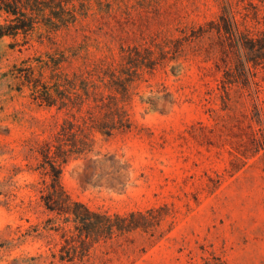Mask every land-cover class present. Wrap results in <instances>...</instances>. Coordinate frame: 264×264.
<instances>
[{
	"label": "rangeland",
	"instance_id": "1",
	"mask_svg": "<svg viewBox=\"0 0 264 264\" xmlns=\"http://www.w3.org/2000/svg\"><path fill=\"white\" fill-rule=\"evenodd\" d=\"M225 2L240 0H74L84 15L69 30L39 25L26 38L0 39V264H264V150L253 156L249 141L264 146V69L258 91L223 89L216 38L186 41ZM237 19L253 36L263 29ZM131 49L145 65L125 64ZM109 68L126 80L124 99ZM63 76L84 103L72 91L67 107H49ZM101 96L117 97L128 130L83 128L102 118L93 108ZM65 121L79 124L76 136L62 132ZM49 144L72 202L144 214L145 229L67 250L61 235L72 224L40 199Z\"/></svg>",
	"mask_w": 264,
	"mask_h": 264
},
{
	"label": "trees",
	"instance_id": "2",
	"mask_svg": "<svg viewBox=\"0 0 264 264\" xmlns=\"http://www.w3.org/2000/svg\"><path fill=\"white\" fill-rule=\"evenodd\" d=\"M235 6L231 2H225L217 20L200 26L196 31H193L192 35L187 36L186 41L190 37L196 40L204 37H215L219 46L218 60L220 61V65L217 63L216 67L218 70L222 68L223 89L228 85L241 84L243 86L252 85L258 91L260 85L256 81L255 75L259 68L264 69V0H258V4H254L253 0H247V2L240 0ZM83 7L84 5L80 3L77 8L74 0H0V12L5 15L4 23H0V39L4 37L16 38L19 35L26 38L39 25H43L49 34L69 30L84 15ZM239 8L244 13L240 12ZM237 15H240L243 20L250 18L256 25H262L263 29H259L257 36L251 35L248 30L241 28ZM134 50L131 49L127 54H124L125 64L134 67L138 64L145 65L144 62H141L144 60L140 59ZM147 54H152L150 47ZM120 67L124 68V66ZM109 69H111V74L107 75L112 81V87L120 95V98L124 99L128 91L126 80L122 75H116L115 68ZM74 79H78L77 76ZM62 80V82L56 83L57 99L53 98L49 92V107L55 106L57 102L60 103L59 109L67 107L65 101H71L72 91L76 92V98L79 102L84 103L82 97L86 94L78 93L77 86L72 82V79L63 76ZM83 87L84 85L80 89L86 92L87 89ZM86 99H88L87 96ZM44 101L48 103L47 100ZM94 102L93 108L102 111V118L97 120L88 118L91 125L84 119V129L96 130L105 136H110L114 131L129 129L128 116L119 105L117 97L104 98L101 96ZM81 110L82 108H78L76 112L80 113ZM75 126L79 128V124L65 121L61 130L71 138L76 136ZM255 139V137L249 139L253 147L250 149L253 156L264 150V146H261L260 142ZM46 148V151H49L47 152V155L49 154L47 159L49 158L50 183L47 192L40 196V199L50 213L63 216L64 223L72 224L73 229H69L70 235L66 232L61 235L67 250H87V246L91 243L110 240L114 235L145 229L146 216L144 214L131 212L125 216H110L92 212L82 204L72 202L61 187V170L55 165L53 155L50 156V144ZM246 154L247 148L240 152L242 158L236 157L242 166L245 165L243 159L247 158ZM54 155L57 154L54 153Z\"/></svg>",
	"mask_w": 264,
	"mask_h": 264
}]
</instances>
